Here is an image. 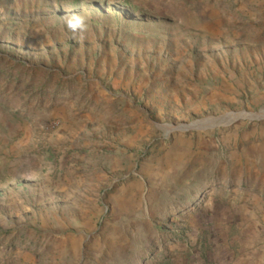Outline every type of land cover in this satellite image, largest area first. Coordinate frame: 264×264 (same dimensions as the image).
Wrapping results in <instances>:
<instances>
[{
  "label": "rangeland",
  "instance_id": "rangeland-1",
  "mask_svg": "<svg viewBox=\"0 0 264 264\" xmlns=\"http://www.w3.org/2000/svg\"><path fill=\"white\" fill-rule=\"evenodd\" d=\"M262 110L264 0H0V264L239 253Z\"/></svg>",
  "mask_w": 264,
  "mask_h": 264
},
{
  "label": "crops",
  "instance_id": "crops-1",
  "mask_svg": "<svg viewBox=\"0 0 264 264\" xmlns=\"http://www.w3.org/2000/svg\"><path fill=\"white\" fill-rule=\"evenodd\" d=\"M248 204L249 206L243 205V210L239 212V215H242V212L245 213L244 222H248V219L252 218L251 215L253 214L251 213L254 212L253 208L256 207L254 200L248 201ZM230 222L233 223L234 221ZM246 233L247 237L240 244L239 253H232L229 257H214V261L217 264H264V224L260 226L259 230L257 227L254 229L249 226Z\"/></svg>",
  "mask_w": 264,
  "mask_h": 264
},
{
  "label": "clouds",
  "instance_id": "clouds-1",
  "mask_svg": "<svg viewBox=\"0 0 264 264\" xmlns=\"http://www.w3.org/2000/svg\"><path fill=\"white\" fill-rule=\"evenodd\" d=\"M66 26L68 30L73 33L74 38H82L84 33L89 29L87 18L79 14H72L71 16L67 17Z\"/></svg>",
  "mask_w": 264,
  "mask_h": 264
},
{
  "label": "water",
  "instance_id": "water-1",
  "mask_svg": "<svg viewBox=\"0 0 264 264\" xmlns=\"http://www.w3.org/2000/svg\"><path fill=\"white\" fill-rule=\"evenodd\" d=\"M256 116H261L262 114H264V110L260 111V112H255V113H252ZM190 125H193V124H190Z\"/></svg>",
  "mask_w": 264,
  "mask_h": 264
},
{
  "label": "bare ground",
  "instance_id": "bare-ground-1",
  "mask_svg": "<svg viewBox=\"0 0 264 264\" xmlns=\"http://www.w3.org/2000/svg\"><path fill=\"white\" fill-rule=\"evenodd\" d=\"M247 115L254 116V114H252V113H248ZM219 122H226V121L221 119V120H219Z\"/></svg>",
  "mask_w": 264,
  "mask_h": 264
}]
</instances>
